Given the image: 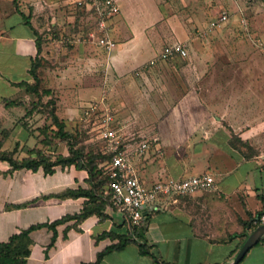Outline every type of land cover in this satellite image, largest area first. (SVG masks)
Here are the masks:
<instances>
[{"label":"crops","instance_id":"crops-1","mask_svg":"<svg viewBox=\"0 0 264 264\" xmlns=\"http://www.w3.org/2000/svg\"><path fill=\"white\" fill-rule=\"evenodd\" d=\"M78 1L23 0L20 11L44 36L43 56L52 55L46 41L53 27L62 32L87 19L78 12ZM149 1L156 8L153 17L150 8L139 10V2L119 4L118 0L120 13L107 26L116 43L110 53L95 43H82L53 57L60 73L57 114L67 125L77 121L78 89L95 88L97 83L143 184L213 176L215 191L188 195L178 203L168 201L166 209H150L143 223L144 239L167 264H229L250 234L264 225L257 222L264 212V64L255 67L254 52L240 47L237 40L220 46L229 37L218 31L200 36L209 24L204 0ZM177 43L184 44L188 57L161 60L163 49ZM37 52L33 30L11 1H0V138L7 135L2 150L15 152L17 160L31 156L35 149L46 155L69 154L62 144L43 147L39 128L47 124L46 117L40 112L27 116L34 99L18 84L31 83ZM154 59L157 63L150 65ZM68 60L77 66H70ZM98 70L101 77L94 75ZM81 71L86 74L76 73ZM4 100L18 104L6 105ZM30 136L36 139L33 148L28 146ZM12 137L14 145L6 148ZM144 141L152 142L151 150L134 155ZM239 141L253 153L234 145ZM11 169L8 162L0 161V243L84 208L86 198L58 195L70 189L89 190L87 171L75 166H57L52 174L43 168ZM105 213L106 217L94 214L80 223L58 226L53 244L54 233L48 228L32 231L27 264L95 262L98 253L118 242L103 235L131 231L116 209L109 207ZM102 264L156 262L132 243L108 254ZM239 264H264V235Z\"/></svg>","mask_w":264,"mask_h":264},{"label":"trees","instance_id":"trees-1","mask_svg":"<svg viewBox=\"0 0 264 264\" xmlns=\"http://www.w3.org/2000/svg\"><path fill=\"white\" fill-rule=\"evenodd\" d=\"M16 6L17 12L23 17L25 23L33 30L36 36L37 45V56L32 61V66L30 69V77L33 83L22 82L19 83V87H23L26 94L33 96L34 100L31 104V109L28 111L27 116H31L33 113L38 112L39 108H42L40 113L45 114L47 124L39 128L40 132V144L43 147L53 148L55 145L67 143L68 155H54L44 154L42 150L35 149L31 152V156L23 158L22 160H17L15 158V152H7L2 150L3 142L6 139V134L0 138V161L8 162L12 169L11 171L28 169L32 171H38L40 168L47 174H52L55 167L61 166L62 168L75 166L79 170H85L89 174V183L91 188L89 190L79 188L78 190H66L60 195L61 198H79L84 197L87 199L84 208L78 214L68 215L60 220L54 221L52 223L40 224L30 227L28 230L23 231L19 234L13 235L9 241L0 243V264H27V258L30 255L29 249V234L37 229L48 228L54 233L52 244L56 241L57 237V227L63 225L69 221H75L76 223L82 222L84 219L92 216L94 214L101 217H106V211L110 206H112L110 201V178L108 176V164L111 161V155L103 154L100 144H98L102 138L100 136L101 129H98V142L95 143L94 147L91 149H86L84 146H80L79 142L76 141L71 133L65 130L66 122L57 114V103L52 97L44 102L46 96H51L53 91L51 89L45 88V79L43 77L42 67L45 64L46 57L42 55L43 44L45 43L44 36L34 29L31 24V18L26 16L20 11L19 5L16 0H13ZM78 11L85 13L87 19L95 24L96 20L93 12H88L86 9L79 8ZM86 30V29H85ZM79 32L77 30H71L68 34L75 35ZM6 105L18 103L11 100H4ZM93 123V121H92ZM28 128V127H27ZM238 140V138L236 139ZM240 142V141H239ZM240 143L243 144L241 141ZM247 144V143H244ZM234 145L235 142H234ZM88 148V147H87ZM55 156V157H54ZM264 204V197L261 198ZM144 221L138 226H132L131 231L126 235H117L113 233H107L104 236L111 237L112 239H118L116 244H113L100 253H98L95 262L87 264H102L104 258L113 251L121 250L129 244H136L139 247L140 253L143 255L151 256L156 264H167L165 261L161 260L152 252V247L149 246L145 239L144 233L145 228L143 226ZM258 223L255 225L257 227ZM254 228V227H253Z\"/></svg>","mask_w":264,"mask_h":264},{"label":"built area","instance_id":"built-area-1","mask_svg":"<svg viewBox=\"0 0 264 264\" xmlns=\"http://www.w3.org/2000/svg\"><path fill=\"white\" fill-rule=\"evenodd\" d=\"M78 6L93 12L96 20L97 47L110 53L116 47L114 40L107 31L108 21L120 13L118 0H79ZM226 13L218 20L210 23L208 31L226 22ZM206 32L200 33L205 36ZM175 56L188 57V51L184 44L177 43L163 49L160 59L165 61ZM157 59L150 62L155 65ZM101 114L99 115V113ZM112 108L104 99L91 103L84 111L85 120L91 122L94 117L102 119L101 138L106 143L105 153L111 155L108 164V176L110 178L111 209H116L128 221L130 226H138L144 221L150 209H166L169 202L178 203L179 199L198 192H213L216 190L214 177L202 175L187 179H174L159 181L151 186L143 184L136 172L132 154L127 150L123 133L115 127V116ZM153 144L151 141L142 142L134 152L141 156L149 152ZM257 222L264 224V212L257 217Z\"/></svg>","mask_w":264,"mask_h":264},{"label":"rangeland","instance_id":"rangeland-1","mask_svg":"<svg viewBox=\"0 0 264 264\" xmlns=\"http://www.w3.org/2000/svg\"><path fill=\"white\" fill-rule=\"evenodd\" d=\"M0 1H6V0H0ZM8 1H11L14 8L16 9L13 0H8ZM16 1L19 7H21L23 0H16ZM124 1L133 2V3L135 1L139 2L140 11L149 12L148 8H150V16L153 17L156 15L155 12L156 8L149 0H120L119 4H121ZM204 2L206 3V10H207V15L205 20L206 23L209 22L207 27H209L211 22L218 20V18L222 16L224 13H226L228 17V20L226 22L222 23L220 26L216 27L213 30V32L218 31L221 34L225 35L227 38L229 37V40H223L222 41L223 44L222 45L220 44V46L228 47L229 46L228 44L232 45V43H234L237 40L236 42L240 44V47H242L248 52L251 51L249 52L251 54L252 52H254L255 67L263 65L264 64V0H204ZM80 7L81 6H79V8ZM207 27L205 28L206 33L210 32L207 30ZM59 29H60L59 27H55V28L53 27L49 31L50 38L46 41V43H48L47 48L50 49L48 51V54L49 55L52 54V55L46 57L45 59L46 62L45 64H43L42 67L43 68L42 73L45 79L44 80L45 84L43 86L45 88L51 89L53 91V94L51 96H46L43 100L44 102H46L49 99L48 97H52V99H54L57 103L56 92H59V89H57V83L58 80H60V73L58 74V72L56 73L55 71L56 68L59 66L58 63L56 62L57 61L56 58L53 57H56V55H58V53L60 52H71L74 48L73 47L74 45L82 44V43L84 44L94 43L96 40L95 24L94 23L92 24V21L90 20L87 21V19L83 22V25L79 24V26L76 25L71 27L68 26V28H66V30L62 32L60 31L61 29L60 30ZM71 30L72 31L77 30L79 34H75V35L68 34V32ZM69 60L66 62L69 63L70 66L71 65L77 66L76 64L71 63V61ZM68 69L69 66L67 67V70ZM76 73H78L79 76H81L82 74L84 75L86 74L84 71L76 72ZM72 74L73 73H71V75ZM94 75L95 77H101V71L99 70L96 71ZM30 81L31 83H33L31 77H30ZM78 94L81 98L80 104H78L79 118L75 122L69 121L68 125L66 124L65 130L71 133L74 137H76V141L79 142L80 146H84L86 149H91L90 147L91 146L94 147L95 143L98 142L97 132L99 131L98 129L102 127V119L98 117H94L96 119L92 120L93 123L92 121L87 122L85 120L84 111L91 103L99 102L103 98V89L101 85L98 86V84L96 83L95 88L86 89V90L78 89ZM30 97L34 99L33 96ZM30 103L32 104V100ZM31 104L29 106V109H31ZM65 107L66 105H64V108ZM37 111L41 112L42 108H39V110ZM40 114L45 116V114L43 113ZM100 114L101 112L99 113V115ZM60 115H63V108L60 109ZM43 126L44 125H42V127ZM115 127H116V122H115ZM19 138L20 137L17 136L16 140H18ZM16 140L15 138L12 137L7 142L6 148H9L10 146L14 145ZM240 142H237L235 144L238 145L240 148H247L246 152L248 151L251 154L253 153L248 144H244V143L242 144ZM98 144H100L101 150L103 154H105L104 149L106 143L103 140H101ZM35 145H36V139L30 136L28 139V146L30 148H33L35 147ZM62 146L68 148L67 143L63 141H62Z\"/></svg>","mask_w":264,"mask_h":264},{"label":"water","instance_id":"water-1","mask_svg":"<svg viewBox=\"0 0 264 264\" xmlns=\"http://www.w3.org/2000/svg\"><path fill=\"white\" fill-rule=\"evenodd\" d=\"M264 235V225L256 228L248 237L243 247L239 251L238 255L235 257L234 261L229 264H239L244 256L248 253V251L257 244Z\"/></svg>","mask_w":264,"mask_h":264}]
</instances>
